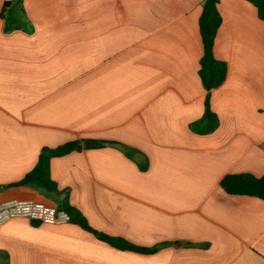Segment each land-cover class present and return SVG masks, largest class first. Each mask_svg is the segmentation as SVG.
I'll list each match as a JSON object with an SVG mask.
<instances>
[{
  "label": "crops",
  "instance_id": "obj_1",
  "mask_svg": "<svg viewBox=\"0 0 264 264\" xmlns=\"http://www.w3.org/2000/svg\"><path fill=\"white\" fill-rule=\"evenodd\" d=\"M203 2L24 0L9 32L0 17V200L67 195L95 229L175 243L123 250L71 221L18 216L0 223L8 264H264V199L220 184L264 174V20L249 0L219 1L214 54L228 71L210 91L219 125L200 133ZM77 139L111 143L51 159L61 195L9 185L43 146Z\"/></svg>",
  "mask_w": 264,
  "mask_h": 264
},
{
  "label": "trees",
  "instance_id": "obj_2",
  "mask_svg": "<svg viewBox=\"0 0 264 264\" xmlns=\"http://www.w3.org/2000/svg\"><path fill=\"white\" fill-rule=\"evenodd\" d=\"M219 1L220 0H204L199 17V27L203 43V55L200 60L199 74L202 84L208 92L205 98V109L202 117L192 123L193 128L200 133L211 132L219 125V117L211 107L210 91L223 83L228 71L227 62L218 59L214 54L215 38L222 23ZM249 1L257 7L259 17L264 20V0ZM0 17L5 21L4 29L6 32L22 28L23 22L27 18L24 0H5L0 12ZM197 125L200 127L196 128ZM85 141L86 139H77L55 147L43 146L35 166L19 181L9 185L31 186L40 188L45 192L61 195L57 182L51 176V159L66 155L75 150L79 151L83 148L93 146L85 145ZM96 142V144L111 143V141L105 140ZM141 167L143 169L146 168V164H142ZM220 184L225 191L230 194L256 196L264 199V174L256 176L249 172L228 173L222 177ZM57 207L65 209L70 213L71 222L79 224L84 229L95 234L99 239L106 241L118 249L153 253L159 250L163 245L175 244L173 242H163L161 245L143 246L132 243L121 236L110 235L95 229L89 224L87 218L69 203L67 195L62 197ZM0 264H8L7 254L0 252Z\"/></svg>",
  "mask_w": 264,
  "mask_h": 264
},
{
  "label": "built area",
  "instance_id": "obj_3",
  "mask_svg": "<svg viewBox=\"0 0 264 264\" xmlns=\"http://www.w3.org/2000/svg\"><path fill=\"white\" fill-rule=\"evenodd\" d=\"M24 216L37 222L66 223L71 216L65 209L32 198H12L0 201V223L12 217Z\"/></svg>",
  "mask_w": 264,
  "mask_h": 264
},
{
  "label": "water",
  "instance_id": "obj_4",
  "mask_svg": "<svg viewBox=\"0 0 264 264\" xmlns=\"http://www.w3.org/2000/svg\"><path fill=\"white\" fill-rule=\"evenodd\" d=\"M96 143H97L96 141H92V140H86V141L84 142L85 145H94V144H96Z\"/></svg>",
  "mask_w": 264,
  "mask_h": 264
},
{
  "label": "rangeland",
  "instance_id": "obj_5",
  "mask_svg": "<svg viewBox=\"0 0 264 264\" xmlns=\"http://www.w3.org/2000/svg\"><path fill=\"white\" fill-rule=\"evenodd\" d=\"M0 201H2V200H0Z\"/></svg>",
  "mask_w": 264,
  "mask_h": 264
}]
</instances>
